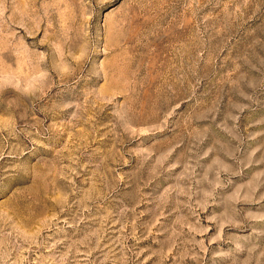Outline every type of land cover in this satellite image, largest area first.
I'll list each match as a JSON object with an SVG mask.
<instances>
[{
    "label": "rangeland",
    "instance_id": "1",
    "mask_svg": "<svg viewBox=\"0 0 264 264\" xmlns=\"http://www.w3.org/2000/svg\"><path fill=\"white\" fill-rule=\"evenodd\" d=\"M0 264H264V0H0Z\"/></svg>",
    "mask_w": 264,
    "mask_h": 264
}]
</instances>
